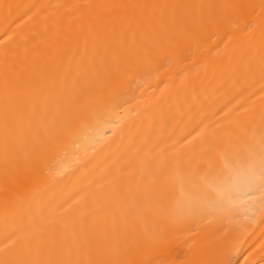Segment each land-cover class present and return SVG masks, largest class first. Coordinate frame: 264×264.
<instances>
[{
    "label": "bare ground",
    "instance_id": "6f19581e",
    "mask_svg": "<svg viewBox=\"0 0 264 264\" xmlns=\"http://www.w3.org/2000/svg\"><path fill=\"white\" fill-rule=\"evenodd\" d=\"M0 264H264V0H0Z\"/></svg>",
    "mask_w": 264,
    "mask_h": 264
},
{
    "label": "clouds",
    "instance_id": "9594fccd",
    "mask_svg": "<svg viewBox=\"0 0 264 264\" xmlns=\"http://www.w3.org/2000/svg\"><path fill=\"white\" fill-rule=\"evenodd\" d=\"M249 179H251V177L246 172L237 173L235 176V180L237 182H244V181H247Z\"/></svg>",
    "mask_w": 264,
    "mask_h": 264
}]
</instances>
